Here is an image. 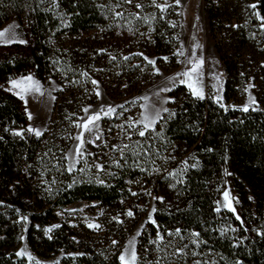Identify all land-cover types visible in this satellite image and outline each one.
<instances>
[{
  "label": "trees",
  "instance_id": "16d2710c",
  "mask_svg": "<svg viewBox=\"0 0 264 264\" xmlns=\"http://www.w3.org/2000/svg\"><path fill=\"white\" fill-rule=\"evenodd\" d=\"M254 3H205L216 52L232 74L226 104L238 82L252 78L264 107L257 20L264 0ZM14 18L26 26L28 43L0 48V264H29L16 254L25 222L29 249L52 264H121L124 241L143 222L135 264L205 257L206 264H264V110L223 107L180 86L152 130L139 134L127 103L103 121L94 159L66 169L65 152L96 84L124 99L151 78L148 58L174 64V30L155 1L0 0V28ZM28 74L58 86L39 137L24 132L22 103L3 89ZM226 183L237 193L239 218L215 210ZM82 203L98 215L93 226L73 210ZM151 204L153 222H145Z\"/></svg>",
  "mask_w": 264,
  "mask_h": 264
},
{
  "label": "rangeland",
  "instance_id": "374dc122",
  "mask_svg": "<svg viewBox=\"0 0 264 264\" xmlns=\"http://www.w3.org/2000/svg\"><path fill=\"white\" fill-rule=\"evenodd\" d=\"M161 10L162 14L169 19L174 30L176 48L174 51L175 61L171 65L166 56L162 57V63L156 61V57H150L152 61V76L146 85L136 95L119 99L109 95L100 84H96V99L92 104L85 106L81 116L76 123L73 138L65 152L66 169L74 172L80 163H87L94 159L97 148L102 142V123L110 119L115 112L126 105L132 104L135 117V125L140 132L152 130L162 118L172 101L170 95L178 87H185L193 96L194 90L202 94L203 98H209L223 107L237 108L239 110H264V107L257 102L256 89L252 78L244 84L234 88L235 93L229 103H225L224 87L230 75L215 49V42L209 32L207 16L204 7L206 0H153ZM247 9L255 5L254 0H244ZM163 9V10H162ZM258 25L264 32V18L257 13ZM0 48L14 44L26 45L28 43V32L25 25L14 18L0 28ZM256 44L260 43L259 33L253 36ZM237 52L240 54L238 50ZM259 52V49L255 50ZM238 56V54H235ZM258 58V55L256 56ZM187 73V75H185ZM31 78L30 80L28 78ZM243 78L246 75L242 76ZM237 81V80H236ZM13 83L17 86L13 87ZM3 89L17 97L23 106L27 116V124L24 132L39 137L46 129L51 114L54 93L58 86L53 81L42 82L34 75L28 74L17 76L8 80ZM38 89V90H37ZM246 110V111H247ZM99 116V119L88 124L85 130L83 125L88 123L90 118ZM145 125H148L146 128ZM23 131H18L22 133ZM39 132L40 135L36 133ZM99 137V138H97ZM100 165H97L99 167ZM225 192L228 193L227 199ZM229 205L232 210L229 209ZM219 209V210H217ZM78 210L83 219H89V225L93 226L95 219H98L96 212H93L89 205L82 203ZM217 212H230L238 217L240 203L237 193L228 183L221 187L217 200L215 201ZM154 206L151 204L147 210L145 222H153ZM249 223V219H246ZM144 223V222H143ZM138 224L127 236L119 253L124 257L123 264H135L137 261V239L143 227ZM256 224V223H254ZM26 222L23 227L21 242L16 251L18 257L24 258L29 264H52L53 260L37 257L28 247L25 240ZM208 258H201L197 264H206Z\"/></svg>",
  "mask_w": 264,
  "mask_h": 264
},
{
  "label": "snow or ice",
  "instance_id": "6c2138e0",
  "mask_svg": "<svg viewBox=\"0 0 264 264\" xmlns=\"http://www.w3.org/2000/svg\"><path fill=\"white\" fill-rule=\"evenodd\" d=\"M128 2H131V0H128ZM178 2H179V0H177V3H178ZM137 7H140V6L137 5ZM162 10H163V9H162ZM0 35H3V33H0ZM150 62H151V63H154V62H152V61H150ZM185 75H187V73H185ZM28 79L30 80L31 78L29 77ZM16 86H17V85H16L15 83H13V87H16ZM37 90H38V89H37ZM194 94L197 95V96H199L200 98H203V97H202V94L199 93V92H196L195 90H194ZM244 110L246 111L247 109H244ZM96 119H99V116H96V117H94V118H90L89 121H88V123H86V124L83 125V128H84L85 130H89V129H88V124H89V123H93L94 120H96ZM145 127L147 128L148 125H145ZM36 134H37V135H40L39 132H37ZM139 134H140L141 136H143V135H144V132L141 131ZM97 138H99V137H97ZM224 195H225V198L227 199V197H228V193L225 192ZM229 209L232 210L231 207H230V205H229ZM217 210H219V209H217ZM128 215H132V213L129 212ZM237 218H239V217H237ZM95 227H99V226L96 225ZM49 231H50V229H49ZM120 259H121L122 264H123L124 257L121 256Z\"/></svg>",
  "mask_w": 264,
  "mask_h": 264
},
{
  "label": "water",
  "instance_id": "95a60500",
  "mask_svg": "<svg viewBox=\"0 0 264 264\" xmlns=\"http://www.w3.org/2000/svg\"><path fill=\"white\" fill-rule=\"evenodd\" d=\"M80 205H81V204L75 205L74 208H77V207H79Z\"/></svg>",
  "mask_w": 264,
  "mask_h": 264
}]
</instances>
